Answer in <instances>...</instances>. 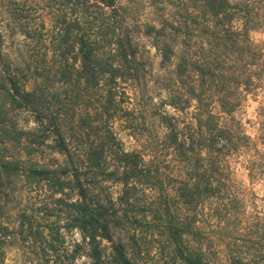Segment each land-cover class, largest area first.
<instances>
[{
  "label": "trees",
  "instance_id": "trees-1",
  "mask_svg": "<svg viewBox=\"0 0 264 264\" xmlns=\"http://www.w3.org/2000/svg\"><path fill=\"white\" fill-rule=\"evenodd\" d=\"M123 1L0 0V264L16 240L50 264H140L147 238L167 264H264V199L233 178L264 179V0H163L143 30ZM27 187L50 203L24 209Z\"/></svg>",
  "mask_w": 264,
  "mask_h": 264
},
{
  "label": "rangeland",
  "instance_id": "rangeland-1",
  "mask_svg": "<svg viewBox=\"0 0 264 264\" xmlns=\"http://www.w3.org/2000/svg\"><path fill=\"white\" fill-rule=\"evenodd\" d=\"M163 0H124L123 2L129 9V15L132 18L134 24L137 28L143 30L145 26L155 23L157 20V9L156 6H159ZM140 36V35H138ZM253 38L258 41L264 39V34L262 32L253 33ZM4 37V50L7 54L11 56H17V50H19L21 39L19 36H12L11 32L3 29ZM141 43L145 45V49L148 54V61L150 66V72L152 76L159 74V56L154 51L150 45V41L146 38L139 37ZM153 91L152 95L155 96L158 92L155 85H152ZM153 102H157V98L154 97ZM256 109L257 102L253 101L252 98H249L248 101L244 104L242 109L238 113V117L241 120V123L244 127L246 134L251 137H254L257 133L256 125ZM146 116V118H145ZM145 122L150 123L149 115L145 114ZM21 124L25 126L32 127L30 118H23ZM115 132L118 138L121 140L123 147L127 150H131L137 147V142L129 136L128 131L122 124H116ZM233 178L236 185L241 187L244 192L252 193L257 202L264 199V179H258L252 183L248 181L247 173L242 168L241 164L236 163L233 166ZM29 188V187H27ZM23 189L22 194L18 197L19 202L24 209H31L35 211H41L40 209L50 203L49 195L42 189L29 188ZM19 204V205H20ZM20 205V206H21ZM21 206V207H22ZM15 208V207H14ZM81 240L80 235L77 231H62V241L66 248H70L75 243H79ZM146 247L150 253L149 255L143 256L139 259L140 264H167L168 258L165 252L161 251L159 248L155 247L153 240L148 238L145 240ZM216 247L217 254L220 260H223L222 251L219 246ZM37 251V252H35ZM221 251V252H220ZM208 254V250H206ZM219 262V261H218ZM5 264H50L45 257H43L34 246L30 245L27 242L23 243L22 241L16 240L13 241V244L6 247L5 249Z\"/></svg>",
  "mask_w": 264,
  "mask_h": 264
}]
</instances>
